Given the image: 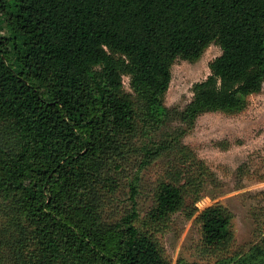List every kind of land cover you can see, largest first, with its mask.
<instances>
[{
	"label": "trees",
	"instance_id": "1",
	"mask_svg": "<svg viewBox=\"0 0 264 264\" xmlns=\"http://www.w3.org/2000/svg\"><path fill=\"white\" fill-rule=\"evenodd\" d=\"M212 43L222 53L192 102L167 107L175 60L197 59ZM263 83L264 0H0V264H169L136 224L139 171L118 181L125 154L148 167L168 121L237 109ZM167 174L154 223L207 189L196 162ZM197 220L206 246L226 248V206ZM235 264H264V245Z\"/></svg>",
	"mask_w": 264,
	"mask_h": 264
},
{
	"label": "rangeland",
	"instance_id": "2",
	"mask_svg": "<svg viewBox=\"0 0 264 264\" xmlns=\"http://www.w3.org/2000/svg\"><path fill=\"white\" fill-rule=\"evenodd\" d=\"M221 53V47L212 43L197 59L177 58L164 104L184 110L193 100L194 84L207 78L211 62ZM123 80L125 91L134 93L130 77L124 74ZM156 139L161 150L151 164L138 169L135 151L125 154L128 167L118 181L127 182L139 171L140 219L136 224L154 233L169 264H235L255 245H264V83L239 108L205 111L192 122L168 121ZM193 162L207 173V189L201 198L195 205L188 200L187 207L164 222H152L149 212L154 194L160 181L168 177L169 167L186 169ZM128 172H132L129 177ZM123 184L116 198L127 193ZM216 203L233 215V238L218 254L205 245L197 220L203 209Z\"/></svg>",
	"mask_w": 264,
	"mask_h": 264
}]
</instances>
